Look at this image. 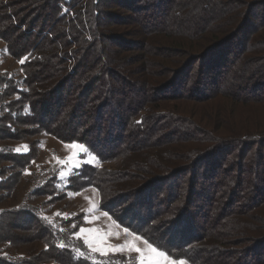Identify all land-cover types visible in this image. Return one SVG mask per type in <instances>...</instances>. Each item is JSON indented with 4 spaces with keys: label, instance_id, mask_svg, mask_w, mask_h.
<instances>
[{
    "label": "trees",
    "instance_id": "1",
    "mask_svg": "<svg viewBox=\"0 0 264 264\" xmlns=\"http://www.w3.org/2000/svg\"><path fill=\"white\" fill-rule=\"evenodd\" d=\"M112 1L134 12V29L114 32L120 15L105 11L106 0H0V42L18 65V75L0 73V206L17 194L43 135L84 145L99 162L63 188L56 168L32 173L23 202L0 210V246L28 247L29 255L0 254V264H137L89 254L76 238L83 216L51 213L68 193L89 188L100 212L172 260L264 264V130L216 136L195 119L199 104L217 98L264 100V0ZM147 36L160 61L113 57L139 52ZM204 40L211 43L194 53ZM174 53V65H164ZM230 55L231 80L220 82ZM247 60L256 65L251 90L237 80ZM131 64L133 76L159 70L132 81L121 73ZM210 116L216 128L218 112ZM19 144L28 150L18 152Z\"/></svg>",
    "mask_w": 264,
    "mask_h": 264
},
{
    "label": "rangeland",
    "instance_id": "2",
    "mask_svg": "<svg viewBox=\"0 0 264 264\" xmlns=\"http://www.w3.org/2000/svg\"><path fill=\"white\" fill-rule=\"evenodd\" d=\"M115 2H117V1H115ZM243 2L251 3V2H254V0H243ZM106 3H107V6L104 7L105 11H107L108 13H111V14L116 13V14L120 15L118 18L119 19L118 22L116 20H113V21H115V23L118 24V26H117V24L112 26V27H118L114 32L119 34L120 32H128V31L135 28V26H133L134 23L132 24L133 20L129 19V18H132L134 16V12L130 11L127 7L121 6V3H119L120 5L118 4V2L113 3L112 0H106ZM130 16H132V17H130ZM120 22H123L125 24L120 25ZM138 37L141 38V36H138ZM134 39H135V41L138 40L137 37H135ZM210 43H211V41L204 40L203 42H201V45H197V48L195 49L194 53H198L199 51H201L203 49L204 45L210 44ZM155 45H156V41L150 40V37L147 36L145 38V48H144V46L141 45V49L139 52L134 51L132 53H128V52H121L119 50H116L118 53V56H113V57H118L117 59L122 58V57L128 58V57L136 56L139 53V55H142L141 61H143V62H148V61L158 62V61H160V60H157L158 57L160 58L161 55H163V54H154L153 53L154 52L153 48ZM233 46L234 45L229 46V48L226 49V52H224V54H228V52H230L232 49L235 50V46L234 47ZM224 54L219 55V57H220L219 63L220 64H222V61H223L222 57ZM232 60H233V57L231 55L228 56L227 61L223 65V68L218 69V71H220V73H223L221 75V77H219L220 82L221 81L222 82L224 81L225 83L230 82L231 76H228V75H230L231 72H229L230 71L229 69L226 72V69L229 67V64ZM174 61H175V53L171 54L169 56L167 62H162V63L164 65L173 66ZM239 63H241V61L237 62V65ZM253 64H255L254 60L253 61L247 60V63L245 62V64H244L242 74H239L238 78H237V80H241L242 84H245L244 89H247V90H251V87H249V86H252V84H250V82H252V80H250V77L253 75V73L255 71V66H256V65L253 66ZM134 66H135V64L128 65L125 68H123L122 72H121L122 75L127 76L128 78L130 76L129 80H132V81H135L137 78L144 81V79H146V77L151 74L150 72H153L155 70L156 71L159 70V67L154 68V66H151L148 68V71L144 70V72L141 74V76H140V72H139V76H137V75L133 76L131 73L127 74L129 71H133ZM3 72H8L12 75H18V65L7 57V55L5 53L4 46L0 42V73H3ZM212 73H215V72L213 71ZM167 76H168V73H166L165 77H167ZM146 81H148V83L152 85L154 78L152 77ZM210 88H212V86H210ZM257 92L262 93V90H258ZM166 94L169 95V94H174V93L167 92ZM211 102L212 103L206 102V103H208L206 105H205V103L199 104L200 107H196V110H195L196 121H199V119H200L202 121L203 126H205L209 123V125H207V128L208 129L210 128V130H208L209 133H212V132H210L211 130H215L216 133H214V135L223 136V135H231L230 132L241 130V129L246 130V131H250L252 133H256V131H259V130H264V100L259 101V102H254V103H252L251 101H244V100L239 101V100H237V103L234 104V103L229 102V100H222V98H217ZM175 103H177V102L172 101L168 105H170V107H173V105H175ZM190 103L192 106H190V105H188V106L184 105L183 106L184 107L183 109H185V111H183L182 113H184L185 115L190 110L193 111V109L195 107V105L193 106L192 101H190ZM174 107H176V106H174ZM212 110L213 111L216 110L218 112V115H219V118H216L214 116L216 118V123H217V125L215 126L216 128H212L213 124H212V121H210L211 120L210 114H211ZM164 111L165 112H171V111L178 112V110H174L171 108H169V110H164ZM206 112H207V114H205ZM201 121H199V122H201ZM203 130L207 131L206 128H204ZM198 137L202 138L203 135H199ZM38 141H39V146H38V157H37V159L33 162L32 166L27 170V172L24 176V180L21 182V185L16 192L17 194L12 198L7 199L5 201V203L0 206V210L16 206V205L23 202V197L29 190L28 182L31 179V175L33 172L37 171L38 169L56 168L59 172L58 178L60 181V186L63 188L66 185V181H67L68 177H70L75 171L80 170L83 166H89V167L95 168L96 166L99 165L98 159L94 155H92L84 145L83 146L87 151L86 152H79L78 149L66 147V145H71V144L60 143L57 140H55L49 136H46V135L39 137ZM74 144H77V143H74ZM78 145H81V144H78ZM24 146H26V148ZM194 146H197V145H194ZM194 146H192V147H194ZM15 148H16V150L19 149L20 152H26V150H28V144L15 145ZM76 152H79V155L76 157V159L80 161V167L76 168L72 164L64 165V164H61L58 162L61 160L66 161L69 156L73 155V153H76ZM92 157H95V159H92ZM116 165H118V164L113 163V164L106 165V167L113 169L116 167ZM224 165H225V162L222 163L221 169L224 167ZM208 167H210V166H208ZM260 170H262L264 172V166L260 167L259 171ZM62 171L66 174L64 177H61V175H60V173ZM219 172H220V170L218 171V174H220ZM251 173H252V171H251ZM249 176H251V174L250 175H244V177H246V178ZM262 176H264V175H262ZM169 192H171V188H169V185H167L164 188V195H167V193H169ZM67 198H68L67 201L64 202L63 204L56 205L51 210V213L56 212L57 210H61L64 212V214H67V215H69V214H81L83 216V221H84V224L81 228H84L85 230L91 229V228H96L101 233H110L111 235L109 236V239L107 241V243L109 245L118 246V245L124 244L125 241H133V236H135L134 234H133V236L126 235L125 229L118 227L117 224L111 219V217L109 215H107L106 213L100 212L98 210V198H99V196H98V192L94 188L86 189L85 191L77 193V194H69L68 193ZM89 201H91L92 204L96 205V209L94 212L88 211V209L91 207V204L89 203ZM40 202H41L40 200H37V201H34L33 204L35 206H38ZM212 213H213L212 206H210L209 209L205 210L204 215H206L208 217V216L212 215ZM260 215L264 217V213H261ZM85 218H87V220L90 222H86ZM210 219H212V217ZM196 220H197V222L199 221L198 217L196 218ZM249 232H251V231H249ZM78 233H79V231H78ZM195 233H197V232H195ZM251 237H252V235L249 236V238H251ZM80 239L83 241L82 238H80ZM142 241H145V240H143L141 238V241H135V243L137 244L138 247L142 248L144 246ZM85 247H86L88 253L91 255H97L100 257L120 255V256L127 257V258H132L138 264V255L135 252H128L127 250H125V251H109L106 255H101L100 253H92L87 248L86 245H85ZM29 252H30V249H28V247L27 248L23 247L20 250H16V249H13L10 247L0 246V254L6 255L9 257H25V256L29 255ZM169 260H172V259L169 258ZM179 261H183V260H179ZM183 262H184V264H188L186 261H183Z\"/></svg>",
    "mask_w": 264,
    "mask_h": 264
},
{
    "label": "snow or ice",
    "instance_id": "3",
    "mask_svg": "<svg viewBox=\"0 0 264 264\" xmlns=\"http://www.w3.org/2000/svg\"><path fill=\"white\" fill-rule=\"evenodd\" d=\"M24 147L26 148V146ZM66 147L78 149L79 152L87 151L83 145L78 144L66 145ZM17 151H19V149H17ZM79 152L73 153V155L69 156L66 161L61 160L58 162L64 165L72 164L74 167L78 168L80 167V161L77 160L76 157L79 155ZM92 159H95V157H92ZM60 175L61 177H64L66 174L62 171ZM89 203L91 204V207L88 209V211L94 212L96 209V205L92 204L91 201H89ZM56 215L62 214L56 213ZM85 219L86 222H90L87 220V218ZM125 232L126 235L133 236L132 232H129L127 230H125ZM110 235V233H101L96 228H91L87 230H85L84 228H80L79 233L76 234V238H82L84 245H86L92 253H100L101 255H106L109 251L127 250L128 252L137 253L138 264H184L183 261L169 260L168 256H166L164 252L159 251L157 247H154L150 242L142 241L144 246L142 248L138 247L135 241H141V237L139 235L133 236V241H125L124 244L118 246L109 245L107 243ZM58 247L63 248L64 245L60 244L58 245ZM80 255L83 254L80 253Z\"/></svg>",
    "mask_w": 264,
    "mask_h": 264
}]
</instances>
